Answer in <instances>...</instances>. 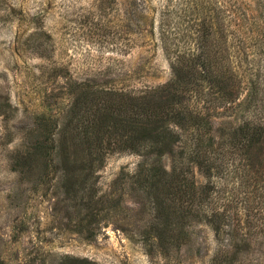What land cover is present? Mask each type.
Returning a JSON list of instances; mask_svg holds the SVG:
<instances>
[{
  "label": "rangeland",
  "instance_id": "obj_1",
  "mask_svg": "<svg viewBox=\"0 0 264 264\" xmlns=\"http://www.w3.org/2000/svg\"><path fill=\"white\" fill-rule=\"evenodd\" d=\"M203 22L227 27L264 104V0H0V264H264V170L207 178L176 140L190 167L174 178L155 144L172 117L130 133L118 95L168 81L165 47L193 46ZM221 114L203 123L209 142L239 121ZM212 180L227 209L217 232Z\"/></svg>",
  "mask_w": 264,
  "mask_h": 264
},
{
  "label": "trees",
  "instance_id": "obj_2",
  "mask_svg": "<svg viewBox=\"0 0 264 264\" xmlns=\"http://www.w3.org/2000/svg\"><path fill=\"white\" fill-rule=\"evenodd\" d=\"M220 13L224 17L228 14L226 10L221 12L219 10ZM234 27L235 30L238 29ZM226 28L222 25L221 31L215 30L211 24L206 26L203 22L202 26L193 31L195 38L193 46L177 47L174 53L169 45L166 46V53L170 55L172 53L170 56L172 75L165 83L148 86L135 95L129 92L126 94H118L120 93L118 91L110 92L124 95L121 104L132 111L128 118H124L130 133L135 131L133 124L138 123L137 119L139 123L144 124L141 126L146 128L152 120L159 121L166 116L172 117L173 128L159 131L160 136L155 144L159 147L168 146L167 154L170 161L168 166H163L161 169L165 173H174V178L180 177L178 170H184L190 167V164L200 168L207 178L219 177L224 167L234 164L247 167L256 165L257 170H264V104L254 102V95L259 92L257 89L249 84L248 87H243L246 77L239 72L242 55L236 54V44L229 41ZM165 34L162 27V39ZM234 60L238 61L237 66L234 65ZM243 95L244 98H241ZM136 102L139 104L136 105ZM135 106L140 108V111L136 112ZM220 109L223 111L220 112ZM236 111L237 118L233 119L239 121L232 127L229 136H224L221 141L214 143L204 137L203 123L217 117L218 114L222 113L220 116L229 117ZM244 112L245 115L242 117ZM187 120L196 121L191 131L185 126ZM129 138L134 139L135 136L130 135ZM176 140L182 141L189 155L190 164L183 160H175L173 146ZM137 144L144 146L143 148L147 147L141 145L142 143ZM256 149L258 152L254 161L251 153H255ZM159 182V186L166 185ZM194 182L193 176L190 180L191 187L196 185ZM217 186L216 180L209 181L204 186L209 188L208 201L209 191L212 194L216 193L215 198L209 202L207 214L205 213L206 219L216 232L221 228L220 221L227 212V209L222 208L219 203L224 197L218 192ZM180 189L182 193V186Z\"/></svg>",
  "mask_w": 264,
  "mask_h": 264
}]
</instances>
